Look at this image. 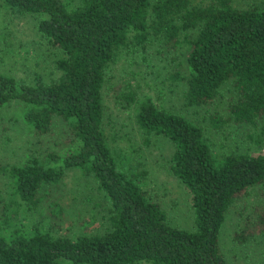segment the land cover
Listing matches in <instances>:
<instances>
[{
	"label": "trees",
	"instance_id": "1",
	"mask_svg": "<svg viewBox=\"0 0 264 264\" xmlns=\"http://www.w3.org/2000/svg\"><path fill=\"white\" fill-rule=\"evenodd\" d=\"M14 16L33 18L51 69L38 54L40 71L27 77L2 69L15 50ZM154 42L185 47L168 80L183 83L195 117L114 80V65ZM226 84L234 94L224 100ZM112 100L135 109L140 145L106 123ZM14 102L26 132L53 145L0 162V264H232L220 236L237 203L244 224L233 238L264 240L263 0H0V112ZM231 125L251 128L257 148L218 154L209 130L225 134ZM158 139L173 147L165 168L190 194L191 229L172 225L147 188L145 154ZM71 171L91 178L108 201L103 230L84 222L61 231L65 207L50 199Z\"/></svg>",
	"mask_w": 264,
	"mask_h": 264
},
{
	"label": "rangeland",
	"instance_id": "2",
	"mask_svg": "<svg viewBox=\"0 0 264 264\" xmlns=\"http://www.w3.org/2000/svg\"><path fill=\"white\" fill-rule=\"evenodd\" d=\"M8 21L14 36L13 47L15 50L13 56L4 57L2 69L17 77H27L33 70L40 71V67L35 66L36 57H33L37 54L41 58L39 66L51 69L53 67L51 53L48 52L46 43L33 28V18L14 16ZM184 48L178 47L172 50L164 44L154 42L146 45L145 52L141 49L134 50L127 60L114 65V80L122 85L131 83L132 87L140 94V98L151 97L159 106L195 117L197 113L195 109L186 107L183 83L168 80V77L175 71L177 63L184 62ZM23 51L30 53L23 56ZM145 57L149 58L150 63L145 61ZM120 84H117L118 90L124 87ZM117 91L108 97H112V95L116 97ZM233 94L232 85H224V100ZM19 105V102L11 103L3 107L0 112L1 163L25 161L40 147L44 149L53 145L52 139L48 135L46 138L50 141H44L40 146L39 138L26 132L24 121L18 116ZM107 105L109 108L107 109L106 123L120 126L119 130L129 133L140 145V132L137 129L133 106L126 108V106L114 103L113 100L107 102ZM199 110L202 113L207 111L206 109ZM247 127L231 125L225 134H216L215 131L209 130V135L215 143V151L218 154H223L234 150L256 149V144L249 138L252 129L249 130ZM55 133V138H61L63 136L62 126L55 127ZM125 143L126 141L121 142L122 145ZM56 149H58L57 146ZM261 149L264 151V142ZM151 150L145 154L148 170L147 188L158 197L167 211L172 225L191 229L194 226V211L190 194L184 185L165 168L173 150L172 145L165 140L158 139L157 145ZM80 173L69 172L63 183L59 184L60 190L55 191L57 187H52L54 197L50 200L56 198L66 210V218L60 221L62 232L70 229L77 230L83 226L84 222L87 223V229L101 231L107 221L108 201L102 191L98 189V185L91 178L84 177ZM4 182L5 179L0 177V188L2 189H4ZM240 204L237 203L229 211L221 231V249L224 251L226 259L232 264H264V240L261 237L250 239L246 244H241L233 238L235 232L244 224L236 214Z\"/></svg>",
	"mask_w": 264,
	"mask_h": 264
}]
</instances>
